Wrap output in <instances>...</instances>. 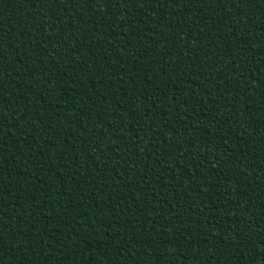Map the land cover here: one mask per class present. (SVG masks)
Wrapping results in <instances>:
<instances>
[{
	"label": "trees",
	"instance_id": "1",
	"mask_svg": "<svg viewBox=\"0 0 264 264\" xmlns=\"http://www.w3.org/2000/svg\"><path fill=\"white\" fill-rule=\"evenodd\" d=\"M0 264H264V0H0Z\"/></svg>",
	"mask_w": 264,
	"mask_h": 264
}]
</instances>
